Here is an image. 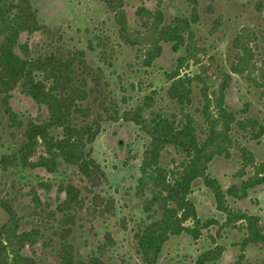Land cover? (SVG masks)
<instances>
[{"label": "rangeland", "instance_id": "rangeland-1", "mask_svg": "<svg viewBox=\"0 0 264 264\" xmlns=\"http://www.w3.org/2000/svg\"><path fill=\"white\" fill-rule=\"evenodd\" d=\"M29 1L37 15V31L21 33L18 43L25 45L31 58L66 57L78 51L85 53L86 68L76 69L72 76L76 85L86 79L89 92L87 99L78 104L80 112L74 118L78 124L96 116L99 100L105 103L115 101L122 108H128L150 96L152 91L157 94L155 111L175 112V105L165 94L168 86L166 74L174 70L183 55L187 64L181 74L202 75L200 65H203L208 84L218 87L222 81L219 70L227 68V61L231 60L234 36L242 28L257 27L264 7V0H197L200 18L192 28L202 52L196 59H190V54L183 50L174 51L170 45L163 44L159 57L150 68H145L135 58L136 50L120 43L113 14L100 0ZM122 3L130 28H136L135 11L139 7L149 11L161 9L166 22L178 15L186 16L190 11L188 0H123ZM261 49L262 45L257 50ZM15 52L21 55L19 47ZM256 58L259 59V54ZM198 92L194 84L195 107ZM225 102L232 111H239L248 103L249 115L264 126V100L259 98V90L241 76L231 77ZM8 103L23 123H41L49 117L46 106L37 105L19 88L10 93ZM191 111L197 116L194 110ZM99 130L96 139L86 148L105 173L106 181L98 189L92 188L72 166L59 164L57 171L50 174L42 168L17 167L14 161H10L6 168L0 164L1 198L15 211L19 232L35 230L38 233L36 244L22 251L35 264H59L64 237L71 244L76 264H142L135 252L133 235L137 226L149 222L150 216L144 213L145 199L135 195L134 187L148 139L130 123L102 122ZM60 132L58 130V134ZM235 137L241 146L252 152L256 163L264 161V135L259 143L238 134ZM21 140L22 130L12 125L1 112L0 161L2 155L11 156ZM41 152L42 148L38 147L30 161H35ZM172 158H177L173 151L164 153L162 163L170 164ZM240 162L239 151L232 148L229 158L215 157L212 160L208 173L225 190L251 176L248 169L245 176L237 177ZM68 186L76 189L78 200L69 214H63L57 208L65 199L64 190ZM188 198L194 204L198 218L211 224L202 230L197 240L187 234L171 236L164 244L157 264H194L202 252L217 245L224 251L215 264H235L242 254L237 244L245 236V231L222 227L225 216L217 210L213 195L201 181L194 182ZM226 205L232 210L259 217L264 228V183L249 190L245 199L227 197ZM6 221L7 214L0 207V225ZM243 254L242 264H264V247L250 245Z\"/></svg>", "mask_w": 264, "mask_h": 264}, {"label": "trees", "instance_id": "trees-1", "mask_svg": "<svg viewBox=\"0 0 264 264\" xmlns=\"http://www.w3.org/2000/svg\"><path fill=\"white\" fill-rule=\"evenodd\" d=\"M100 1L113 14L120 43L136 50L135 58L142 67L152 66L163 44L170 45L174 51L183 50L190 54V59H196L202 52L192 28L200 18L197 0H188V15L175 16L169 22L161 9L149 11L139 7L135 11L136 28L127 24L123 0ZM260 13L257 27L242 28L234 36L231 60L227 61V68L219 70L222 81L218 87L208 84L203 65H200L202 75L181 74L187 64L183 55L174 70L166 74L168 86L165 94L175 105V112L155 111L157 94L152 91L150 96L128 108H122L115 101L105 103L99 100L96 116L78 124L74 121L75 114L80 112L78 104L87 99L89 92L86 79L76 85L72 76L76 69L86 68L85 53L78 51L66 57L31 58L18 39L21 33L37 31L35 10L29 0H0V114L3 112L12 125L22 130L18 148L11 156L2 155L0 164L6 168L10 161H14L17 167L42 168L50 174L57 171L59 164L72 166L92 188L98 189L106 181L105 173L86 150L87 146L96 139L102 122L133 124L148 139L134 187L135 195L145 199L144 213L150 216L149 222L137 226L133 235L135 252L142 264H157L162 248L171 236L187 234L197 240L202 230L211 224L198 218L195 206L188 198L195 181H201L213 195L217 210L225 216L222 227L245 231V236L237 244L242 254L235 263L242 264L243 252L248 246L264 247V228L259 217L230 209L226 198L245 199L249 190L262 185L264 161L256 163L252 152L241 146L235 135L259 143L264 126L249 115L248 103L239 111L230 110L225 102V91L231 77L238 75L258 89L259 98L264 100V7ZM261 45L262 49L258 51ZM16 47L21 50V55L15 52ZM88 49L92 50L91 47ZM194 84L199 89L196 107ZM17 88L37 105L46 106L49 117L41 123L21 122L8 103L10 93ZM122 104L125 105L126 100ZM38 147L42 152L32 162L30 159L36 155ZM232 148L241 156L237 177L245 176L248 169L252 174L224 190L209 175L208 168L215 157L229 158ZM170 151L177 158H172L170 164H163L164 153ZM64 192L66 197L57 209L69 214L77 205L78 192L72 186L66 187ZM1 195L0 191V207L6 212L7 221L0 225V264H35L22 251L36 244L38 233L35 230L19 232V219L12 207L2 201ZM62 242L59 264H76L71 244L67 243L66 237ZM223 251L219 245L210 248L202 252L194 264H215Z\"/></svg>", "mask_w": 264, "mask_h": 264}]
</instances>
